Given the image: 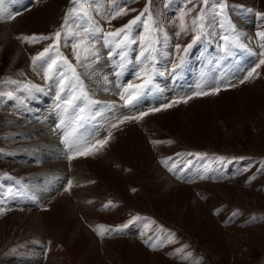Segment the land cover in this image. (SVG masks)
Segmentation results:
<instances>
[{
    "label": "rangeland",
    "instance_id": "374dc122",
    "mask_svg": "<svg viewBox=\"0 0 264 264\" xmlns=\"http://www.w3.org/2000/svg\"><path fill=\"white\" fill-rule=\"evenodd\" d=\"M101 3L100 11L113 6L112 0ZM5 7L15 17L0 21V264H264V65L240 83L264 53L258 35L264 0H127L128 14L110 23L93 5L104 32L145 7L156 30L145 31L138 21L131 32L137 43L119 49L96 39V56L84 60L81 51L79 62L72 38L65 43L62 36L59 52L81 82L68 71L63 90L61 77L45 79L41 62L32 63L53 40L18 37L63 33L66 19L79 31L66 14L80 5L14 0ZM146 24L153 28L152 21ZM144 37L155 40L156 72L152 85L126 107L118 93L141 83L134 73L142 65ZM197 84L201 91L210 85L221 90L110 127L119 116L192 95ZM38 86L48 93L38 106L49 114L67 168L46 198L38 197V186H50L48 176L57 169L41 156L42 125L33 111L36 94L44 91ZM99 86L109 94L116 87V96L107 97ZM74 95L81 98L67 104ZM89 99L99 103L86 108L85 115H96L81 133L103 139L111 131V137L94 154L70 161L63 133ZM69 180L73 186L65 190ZM101 225L109 230L104 236L95 230Z\"/></svg>",
    "mask_w": 264,
    "mask_h": 264
},
{
    "label": "snow or ice",
    "instance_id": "6c2138e0",
    "mask_svg": "<svg viewBox=\"0 0 264 264\" xmlns=\"http://www.w3.org/2000/svg\"><path fill=\"white\" fill-rule=\"evenodd\" d=\"M8 2H14V0H0V21L11 20L14 19L15 13H11L5 7V4ZM108 0H104V3H107ZM134 2V0H133ZM150 2V0H149ZM73 5L79 4L80 8L77 9L74 7L70 9L69 13L66 14L69 18H74L73 23L75 24V28L79 29V31H74L68 27L67 19L65 22L66 31L62 33V31H57L54 36H20L18 39H21L27 43H38L42 40H53V43L45 47L41 52H39L36 56L32 58L33 65H37V61H40V67L43 70L44 78L45 79H53L56 76L61 77V89L63 90V80L67 79L68 77L65 75L66 72L70 71L72 76L75 77L76 81L79 83V76L76 73L75 67L71 64L67 57L63 56L59 52V45L62 39V36L67 43L69 37L72 38V49L73 54L76 60L79 62L81 60L80 52L84 53V60H89L91 57L96 56V52L94 50V43L96 39L102 38L104 40V45L107 47H113L119 49H126L130 44L137 43L135 37L131 35L133 25H136L138 21H140L141 27L144 28L145 31H152L156 30L155 22L151 15H145L149 12V9L145 7L141 12L140 15L134 17L128 23L123 25L120 28L115 29L114 31L104 32V29L96 22L94 19V15L92 11H90L91 6L95 5L97 8L98 14L101 15V18L104 19L106 22L110 23L111 20L117 19L121 16L127 15L130 11L127 7V0H112V8L105 9L104 11H100L103 9V4L101 0H72ZM204 5H208L209 0H203ZM224 5H220V9L223 10ZM131 11H135V9H131ZM144 17V20L141 18ZM201 21L203 17L200 18ZM86 21V23H85ZM146 21L153 22V28L149 29L147 27ZM193 24H196V21H193ZM201 27L204 25L201 23ZM99 34V35H98ZM262 40H264V32L258 33ZM93 39H89V38ZM145 43L141 46V51L139 53L140 57L142 58V65L137 72L134 73L136 79L141 80L139 84H127L121 92L118 93L120 100L124 102V106H132L134 102L138 99V97L143 93L144 90L148 89L150 85L153 83V77L155 75L156 69L154 68L155 58L153 56V52L155 51L152 44L155 40H148L147 37L143 38ZM199 39L197 36L192 43H195V40ZM222 39L225 42L229 41L228 36H223ZM236 41H232L235 43ZM179 47V46H177ZM191 47V45H188ZM187 51V49H185ZM126 54L121 53V59H125ZM261 57L258 60V63L246 73V76L240 80V83H244L245 80L253 77L256 70L264 65V53H261ZM59 61V63H58ZM143 61H147V63H143ZM181 63L183 61L181 60ZM175 71V69H173ZM106 79V78H105ZM107 82V81H106ZM231 83H226L225 87H233ZM33 87H35L33 85ZM203 88L202 84L196 85V91L189 96H179L174 97L170 101L146 111L139 112L138 114H131V115H123L119 116L115 119L114 122L110 124L111 128H117L119 125L130 122V121H141L144 117L149 115L151 112H159L162 109H167L173 107L178 103H187L189 99H192L193 96H207L210 94H218L221 90L219 85H210L208 90L201 91ZM37 90H41L37 88ZM82 96L87 99V93L84 92L83 88L81 87ZM11 97V93L3 94ZM80 96L74 95L70 99L66 101L67 104L71 105L74 101L80 99ZM59 99V97H58ZM99 103L98 101L88 100L87 105L85 107H80L75 117L72 119V127L70 131H65L63 133V144L66 146L67 149V159L72 160L77 158L78 156H89L94 154L95 151H98L100 148L105 146L108 143V139L111 137V131L108 132V135L103 139L95 138V133L90 134V136H85L81 133V129L84 128L85 124L88 123L90 120L94 119L96 114L85 115L86 108ZM59 127H64V122L61 121ZM164 163H167L166 161ZM171 171L172 169L169 168ZM203 178V177H201ZM71 180L68 181L66 189L70 190L72 188ZM9 193L12 192V189L8 190ZM110 205H105V207H109ZM127 227V226H125ZM97 234L100 236H104L106 232L109 230L104 226H97L95 229ZM112 231L119 232L121 229H113ZM155 247L154 244L150 245Z\"/></svg>",
    "mask_w": 264,
    "mask_h": 264
},
{
    "label": "bare ground",
    "instance_id": "6f19581e",
    "mask_svg": "<svg viewBox=\"0 0 264 264\" xmlns=\"http://www.w3.org/2000/svg\"><path fill=\"white\" fill-rule=\"evenodd\" d=\"M37 88H39L41 90L44 89L43 86H38ZM100 88H103L102 89L103 93H105L107 95V97L111 96V95L116 96V93H117L116 87H114V89L113 88L110 89L112 94L111 93L109 94V90L108 89L106 90L105 87L101 86ZM41 90H39V91H41ZM98 90L99 89H97V91ZM99 91H101V90H99ZM168 91L169 90H167V92ZM164 92L165 93L163 95H161V98L167 94L166 91H164ZM45 94H48L47 91H45V89H44V91H41L40 93L36 94V98H35L36 101H35V104L33 105L34 106L33 111L37 115L36 118H38L39 123L42 125L40 128V135L43 136L44 140H43L42 145H41L43 148V150H41L42 151L41 156L45 157L44 159L52 160V162L54 164H56L57 170L54 171V173H55L54 175L48 176V179L52 183V184H50V186L46 187V189H43V186H41V185H40L41 187L38 186L39 191L36 194L38 195L39 198H46V196H48L49 192H51L54 189V187L56 186L55 183L59 182V176L62 177V175L65 174V172L67 171V168L65 166V163H66L65 159H63V157H62L63 156V150H62L60 142L57 138V133H56L55 129L50 125V121L47 119L49 114L47 115L45 110H43V112H42L38 106V104H41L43 99L46 100L45 98L47 96ZM146 100L149 101V99H146ZM79 198L81 201H83L85 203V205L88 209L91 207L90 201L87 200L86 197H84L82 195V196H79ZM37 222H41L40 218H37Z\"/></svg>",
    "mask_w": 264,
    "mask_h": 264
}]
</instances>
